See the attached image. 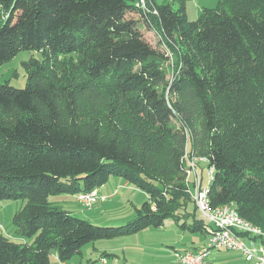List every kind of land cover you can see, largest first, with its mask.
I'll return each mask as SVG.
<instances>
[{
    "label": "trees",
    "instance_id": "obj_1",
    "mask_svg": "<svg viewBox=\"0 0 264 264\" xmlns=\"http://www.w3.org/2000/svg\"><path fill=\"white\" fill-rule=\"evenodd\" d=\"M184 3L0 0V66L20 51L41 57L23 88L0 84V202H21L12 222L31 241L0 233V264H51L53 253L66 264L87 244L178 224L193 203L191 158L213 169L210 206L232 203L264 233V0H218L192 21ZM112 176L148 198L124 225L49 202Z\"/></svg>",
    "mask_w": 264,
    "mask_h": 264
},
{
    "label": "rangeland",
    "instance_id": "obj_2",
    "mask_svg": "<svg viewBox=\"0 0 264 264\" xmlns=\"http://www.w3.org/2000/svg\"><path fill=\"white\" fill-rule=\"evenodd\" d=\"M157 5H161L170 0H154ZM218 0H185L184 3V10L188 20L192 21L198 18L199 12L202 8H214L217 4ZM175 8V7H174ZM150 42L155 43L154 39H149ZM162 48V47H159ZM168 50V49H167ZM167 50H161L165 52V55H168L167 61V69L169 73L168 81L176 72V58L174 54ZM31 59L40 60V54L34 51H20L16 54L10 61L6 62L2 66H0V84L7 83L9 86L21 89L25 86L26 83V71L25 65L29 63ZM235 99V98H234ZM233 108L234 110L238 108L236 103L234 105H229L223 107L221 106L222 114H229L230 109ZM19 116V115H17ZM21 116V115H20ZM190 160L186 161V167ZM203 170L202 172V185L208 186V175H207V164L201 167ZM187 177V173H185V180ZM113 178V176L111 177ZM189 187L193 190L192 183H193V176L189 179ZM108 184V181L104 184V186ZM102 193L100 192V195ZM103 196L106 197V201L104 202H97L95 205H92L90 209L82 208L75 197L69 196V194H61L58 196H52L49 198V202L52 204H58L62 207L64 211H70L78 216L79 218L90 222L91 224L97 226H105L111 227L113 223L117 221H112L116 218V215L125 214L129 211L132 212L131 216H135L134 208H138L142 205L145 201V193L140 190L135 189L134 192H129L122 190L117 194L116 200L112 201L108 199V197L104 194ZM122 195V196H121ZM103 203V204H102ZM21 206L20 201L16 200H7L0 202V233L7 236L13 242H26L30 243L31 241L26 239H21L19 235L16 233V229L14 228L12 218L15 212L19 210ZM189 206V205H188ZM190 213H192V204L189 207ZM103 211L102 214L100 212ZM188 212V210H187ZM189 213V212H188ZM168 223L170 222L167 220L164 227H167ZM173 225V224H171ZM113 227V226H112ZM147 228L146 230H142L136 234L129 235V244L135 246L138 252V255L143 258L151 259L156 258L157 254L165 252L166 255H170L173 259H175V253L173 254L172 246L175 241L177 242L181 237L186 236L188 237L189 234L186 232H180V234L176 235L173 231L167 228ZM162 244V246H161ZM90 251H92V247L88 244ZM85 248V247H84ZM83 248V249H84ZM172 250V251H171ZM98 256L95 257V260ZM76 261L75 264H78L79 258L75 256L74 258ZM94 260V261H95ZM50 261L53 263V256L50 258ZM135 264V263H134Z\"/></svg>",
    "mask_w": 264,
    "mask_h": 264
},
{
    "label": "crops",
    "instance_id": "obj_3",
    "mask_svg": "<svg viewBox=\"0 0 264 264\" xmlns=\"http://www.w3.org/2000/svg\"><path fill=\"white\" fill-rule=\"evenodd\" d=\"M206 165V163H197L196 164V171L198 173V184L200 187L205 188L207 186L202 185V172L203 170L201 167ZM193 175H187L186 180L188 181V189L191 194H194V188H195V178L193 177V183L192 187L193 190L189 187V179ZM136 188L131 186L126 180L119 177H113L108 179V184L105 186H101L99 188V192L106 195L108 199H111L112 201L116 200L117 194L122 191H129L134 192ZM138 190V189H137ZM58 196V195H57ZM70 196V195H69ZM122 196V195H121ZM73 197V196H72ZM145 201L148 199L145 195ZM107 200V199H106ZM105 200V201H106ZM104 201V203H105ZM193 202V201H192ZM103 204V203H102ZM59 206L61 209L62 207L58 204H53ZM190 205L187 207V210L189 213L184 214L183 217L180 218L179 223L177 224L174 219L169 218L166 219L164 222L165 226L167 220L170 222L168 223L167 227L171 231L176 233V235L180 234V232L189 234L188 237L183 236L181 237L177 242L175 241L173 244H171V248L173 250V254L175 253V259H173L170 255H166L165 252L157 254L156 258H143L138 255V252L135 251L136 248L131 243L129 244V235H121L118 237H115L113 239L109 240H103V241H96L93 243H90L92 247V251H90V248L88 244L81 248L80 254L76 255L79 258L78 264H98V260H95V257L105 255L104 257L107 259L108 264H179L177 261V256L180 252H183L185 250L188 251H197L201 247H203L207 242L208 233L210 231V225L207 221H205L201 215L194 209V205L192 203V213H190L189 208ZM186 210V211H187ZM135 211V208H134ZM68 213L74 214L73 212L66 211ZM103 211L100 212L102 214ZM135 213V212H134ZM132 212H127L125 216L123 214L116 215V218L112 221H117L116 223L110 224L112 226H119L124 225L126 222L132 220L134 217L131 216ZM181 214V213H179ZM75 215V214H74ZM133 215V214H132ZM78 217V216H77ZM195 222L202 223V226L200 228L199 224H197V230H194L195 227L193 224H196ZM173 224V225H171ZM185 224V226H181ZM160 227V228H162ZM164 227V228H167ZM147 229V228H146ZM144 229V230H146ZM136 234V233H135ZM133 235V234H132ZM22 239V238H21ZM23 240V239H22ZM244 242L251 247H263L264 248V237L258 238V239H250L243 237ZM162 246V244H161ZM84 248V249H83ZM171 250V251H172ZM53 256L54 262L51 264H57L56 254L53 253L50 258ZM72 257L68 263L66 264H75L77 260ZM97 258V259H98ZM95 260V261H94ZM207 264H254L253 262H247L245 261L244 257L238 253L233 252L229 250H216L212 251L207 259Z\"/></svg>",
    "mask_w": 264,
    "mask_h": 264
},
{
    "label": "built area",
    "instance_id": "obj_4",
    "mask_svg": "<svg viewBox=\"0 0 264 264\" xmlns=\"http://www.w3.org/2000/svg\"><path fill=\"white\" fill-rule=\"evenodd\" d=\"M137 7L145 9V0H137ZM187 166V175L195 178L194 194H191L196 211L210 225L206 244L197 251L185 250L177 256L179 264H207V259L212 251L229 250L240 253L245 261L254 264H264V248L248 246L243 237L258 239L264 233L256 226L242 219L232 203L212 208L207 197V187L198 184L197 163H206L204 158H191ZM208 184L213 176V169L207 168ZM189 192V189H188ZM190 194V193H189ZM77 203L84 209H90L97 202H104L106 197L100 195L99 188L87 193L74 196ZM57 264H64L57 261ZM98 264H108L105 257L100 256Z\"/></svg>",
    "mask_w": 264,
    "mask_h": 264
}]
</instances>
